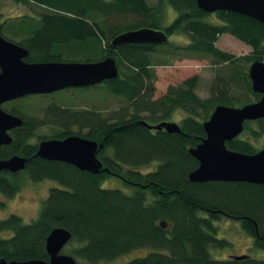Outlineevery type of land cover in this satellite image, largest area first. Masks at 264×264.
Returning a JSON list of instances; mask_svg holds the SVG:
<instances>
[{
  "label": "trees",
  "instance_id": "trees-1",
  "mask_svg": "<svg viewBox=\"0 0 264 264\" xmlns=\"http://www.w3.org/2000/svg\"><path fill=\"white\" fill-rule=\"evenodd\" d=\"M19 1L45 10L44 19L36 22L47 23L48 28L34 40V50L45 54L52 41L75 38L85 42L86 60L115 57L119 74L94 86L124 96L127 103L107 114L93 108L62 109L67 126L80 124L78 134L104 142L98 155L111 171L99 172L83 170L64 159L36 155L38 145L28 140L35 124L19 104L11 107L12 113L24 115L26 120L18 126L19 131L15 130L13 140L0 146V157L21 153L28 156L27 168L0 175V190L14 194L20 189L19 176L25 172L35 180L54 178L60 185L50 188L34 221L26 222L13 212L0 219V231H8L0 234V259H49L47 236L55 226H64L70 228L71 241L77 243L72 254L93 263L142 246L148 247V252L125 264H264V257L217 258L212 252L232 243L218 235L223 216L242 220L254 236L255 247L264 249V183L194 181L189 176L199 165L190 149L205 138L204 121L214 108L219 103L239 102L241 96L232 90L240 86L246 93L243 104L262 96L263 92L253 89L249 67L256 59L264 60V23L226 8L208 12L196 0H158L155 4L148 0ZM168 4L179 12L166 22ZM212 14L217 19L212 20ZM141 26L164 28L168 35L184 31L190 41L113 43L120 33ZM226 31L249 43L253 51L239 55L220 47L218 39ZM161 45L165 54L186 51L188 55L212 56L213 62L225 65L222 72L221 68L215 72L207 97L198 93V74L169 84L156 96L154 66L168 63L153 58ZM177 111L184 113L180 120H174L179 122L180 132L149 128L144 123L170 121ZM248 130L254 136L263 135L264 117L247 120L242 132ZM241 134L228 140L227 146L256 152L254 142ZM148 164L154 165L146 171L140 168ZM110 174H118L134 186L133 190L104 186L103 180ZM161 219L169 225L163 226Z\"/></svg>",
  "mask_w": 264,
  "mask_h": 264
},
{
  "label": "water",
  "instance_id": "water-1",
  "mask_svg": "<svg viewBox=\"0 0 264 264\" xmlns=\"http://www.w3.org/2000/svg\"><path fill=\"white\" fill-rule=\"evenodd\" d=\"M199 7L208 12L233 10L259 19L264 23V0H196ZM168 33L163 29L142 27L120 33L113 43L126 42L159 44L168 41ZM27 49L14 40L3 36L0 30V144L13 140L9 129L22 125L24 118L14 114L2 105L5 101L33 93H49L67 86H88L102 83L105 79L119 74L117 59L113 56L99 60L84 61H34L23 59ZM253 89L263 92L259 100L241 105L219 103L208 119L204 121L206 136L191 147V153L199 159V165L189 176L194 181L225 180L264 183V147L256 152L231 149L227 141L238 137L244 130L247 120L264 117V60L256 59L249 67ZM149 128H168L170 132H180L179 122L164 120L151 124ZM37 155L53 160L73 163L83 170L92 172L111 171L98 152L104 142L80 135L71 134L65 138L43 139ZM27 157L16 153L8 158H0V171L25 169ZM163 226L169 225L161 219ZM70 228L55 226L47 236L46 249L49 259L8 260L0 259V264H79L77 258L62 252L72 240ZM249 253L231 254L234 258L248 257ZM250 256V255H249Z\"/></svg>",
  "mask_w": 264,
  "mask_h": 264
},
{
  "label": "rangeland",
  "instance_id": "rangeland-1",
  "mask_svg": "<svg viewBox=\"0 0 264 264\" xmlns=\"http://www.w3.org/2000/svg\"><path fill=\"white\" fill-rule=\"evenodd\" d=\"M155 4L159 2L158 0H148ZM29 6H32V3H25L24 1L19 0H0V21L3 20V17L6 19L10 18L8 22L14 23V19L17 13H21L24 9H27ZM177 11L173 5L165 6V21L169 22L177 15ZM211 19H217L216 14L211 15ZM169 40L176 43H189L190 37L187 32L176 31L169 35ZM218 45L223 49H228L236 54L243 55L253 51L249 43H245L243 40L239 39L238 36H235L226 31L218 39ZM164 45V44H163ZM164 47L161 45L158 47L157 51L153 53L154 60H165L168 63H158L156 64L155 70L157 74V91L156 96L164 93L169 84H179L186 77L191 75L198 74V86L197 90L202 97H207L210 94V86L215 77V72L221 68V72L225 65L215 63L212 60V56H199V55H188L186 51H175L170 54L164 53ZM251 64V62H250ZM233 93L241 96L243 99L238 102L235 101L233 105H241L245 101L244 89L234 88ZM54 100L56 102H61V104L71 105L75 108H85V109H95L101 110L105 114L108 111L120 108L124 103L126 104V98L124 96L115 95L111 93L109 89L103 86H85L77 88L73 92H64L57 93L55 96L44 97L39 93L28 94V96H23L21 99L17 100L13 105L19 104L20 110L26 114L27 118H31L32 115L43 114L42 108L46 107L49 101ZM246 102V101H245ZM6 105V104H5ZM8 107L12 105L7 104ZM183 111H177L175 116L171 118L172 120H180L183 115ZM253 123V122H252ZM255 125V123H253ZM74 130H78L77 127L72 125ZM48 128L40 127L37 129L38 133H42ZM85 131V129H84ZM48 132H51L50 130ZM243 137L249 138L257 149L264 147V133L260 136H254L251 134L250 130L242 132ZM154 164H148L147 166H140L143 171H146L149 166ZM19 188L14 194L8 195L0 191V219L7 217L10 213L20 214L26 222L34 221L40 213L44 198L49 194L50 188L52 186H59L60 183L51 178H44L41 180H35L27 172L21 173L19 176ZM104 186L108 187H119L123 188L126 191L133 190L134 186L126 183L123 178L115 174H110L106 176L103 180ZM219 237H225L230 242L221 248H213L212 252L217 258H227L230 256V253L243 254L248 253L254 257L263 258L264 249H257L255 247L254 236L249 233L244 225L242 220L231 218L228 216H223L219 220ZM8 231H0V234H7ZM76 242H67V244L62 249V252L73 253V247L76 245ZM148 247H138L131 249V251L120 254L114 259L110 260H101L98 262H90L82 257H77L79 264H125L131 258L136 256L144 255L148 252Z\"/></svg>",
  "mask_w": 264,
  "mask_h": 264
},
{
  "label": "flooded vegetation",
  "instance_id": "flooded-vegetation-1",
  "mask_svg": "<svg viewBox=\"0 0 264 264\" xmlns=\"http://www.w3.org/2000/svg\"><path fill=\"white\" fill-rule=\"evenodd\" d=\"M45 10L42 8H36V7H31L29 6L27 9H24L21 13H17L14 19L16 22L10 23L8 22L11 20L10 18L12 17H7L6 19L3 17V20L0 21V30L2 35L10 40H14L23 47H25L28 51L25 56H23L24 60H27L29 62H34V61H84L86 60L84 58L85 56V42L82 40H77L75 38H68L67 40H55V42H51L49 44V47L47 48V52L44 54L38 53V51L33 49L34 45V40H36L39 36L42 35L44 31H46V28H48L47 23H42V22H36L38 20L44 19L43 13ZM2 14V13H0ZM24 20V21H23ZM19 21V23H18ZM36 51V52H35ZM1 70V69H0ZM92 85V84H91ZM88 85V86H91ZM85 86H67L64 88H59L53 92L49 93H40L38 92L41 96L48 97L50 96H55L57 93L61 92H73L76 91L77 88H81ZM29 94V93H28ZM28 96V95H25ZM23 97V96H22ZM22 97H17L18 99H21ZM17 98L7 100L5 101L2 105L6 110L8 111L11 110V107L13 104L11 103L13 100H16ZM6 104V105H5ZM7 104L12 105L11 107H8ZM69 108L75 109V110H84L83 108H75L71 105H65L61 104V102H56L53 99L49 101V103L46 105V107L42 108V115L36 114L32 115L31 118L29 117V120L31 123L35 124L33 126V129L31 130V135L29 136V143L31 142L32 144H37V149H36V155L37 151L39 148V144L43 139H49V138H65L68 135L73 134H78L76 130L72 128V125L77 127L78 130L80 128V124H75L72 122L69 126H67L68 119L65 117V112H63V108ZM11 112V111H10ZM68 112V111H67ZM66 112V113H67ZM70 112H68L69 114ZM21 116V115H20ZM24 120H26L25 116L23 115ZM78 119H82V114L80 117V114L78 115ZM40 127H45L48 128V130H45L44 132L38 133L37 129ZM84 128V126H82ZM15 130H18V126L12 127L9 129V133L13 136L15 134ZM51 132H48V131ZM77 130V131H78ZM6 143L0 144L3 145ZM16 154V153H15ZM25 156V155H24ZM10 157V156H8ZM8 157H0V158H8ZM28 157V156H26ZM27 164V163H26ZM25 169H21L19 171H12L11 169H3L0 171V175H10L11 174H17L20 173ZM1 191V190H0ZM3 192V191H2ZM4 193V192H3Z\"/></svg>",
  "mask_w": 264,
  "mask_h": 264
}]
</instances>
